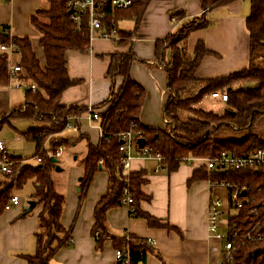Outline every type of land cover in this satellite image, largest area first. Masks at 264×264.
<instances>
[{
  "label": "trees",
  "instance_id": "obj_1",
  "mask_svg": "<svg viewBox=\"0 0 264 264\" xmlns=\"http://www.w3.org/2000/svg\"><path fill=\"white\" fill-rule=\"evenodd\" d=\"M68 1L48 0L47 10L39 9L31 16L30 23L39 34V46L44 52V65L33 50L30 37L10 38L2 34L3 44L12 41L18 49L21 72L17 77L26 84H35L37 90L26 89V103L4 117L0 127L11 124L15 119H36L41 126L30 128L22 135L34 144L33 157L45 144L49 146L48 151L41 153L40 163H23L26 159L12 156L17 161L13 173H0V216L15 196L14 192L31 181L34 192L29 199L42 207L38 215L39 230L35 236L36 252L21 255L27 264H53L51 259L54 254L72 244L68 230L61 223L65 197L57 192L52 181L51 173L57 164L53 163L54 158L49 154H55L63 144L69 146L77 142L55 136L67 128L72 117L79 118L89 110L86 107L63 106L61 97L65 90L78 84L68 75L67 54L72 50L88 51L91 33L86 21L79 28L73 22L68 13ZM150 1L133 0L128 9L114 11L117 26L121 20L139 18ZM198 1L204 10L201 17L192 19L166 39L156 42V59L165 65L168 75V100L164 106L167 123L164 129L149 128L141 122L145 91L129 74L135 55L130 52L110 56L108 78L114 87L110 97L94 107L101 110L98 113L103 135L98 145L88 141L79 182L83 196L97 172H106L109 177L108 191L94 210V233H98V243L108 237L106 214L123 204L125 188L133 197L131 217L144 218L151 227L171 229L168 224H162L141 210L140 203L147 198L141 191L145 183L143 172L130 173L128 177L123 175L122 133H141L146 146L162 155L161 163L170 172L176 171L187 158H215L224 153L242 155L264 147V0H250L251 11L246 19L250 33L249 67L228 76L206 80L196 77L197 69L204 57L215 54L207 50L203 41H199L191 57L186 43L193 32L209 27L206 15L210 11L239 0ZM184 15L175 13L172 19L181 20ZM119 32V45H128L133 32ZM168 52L171 56L166 61ZM10 66L9 56L2 52L0 87L8 86L11 81ZM117 78H122V84L115 90ZM214 93L227 95V100L222 101L225 107L221 113L200 108L202 100ZM202 178L209 180L212 186H229L228 209L235 212L229 214L228 234L224 241H234L238 236L243 239L230 258L227 259L223 252L221 264H264V167L221 172H209L206 167H201L195 171L193 180ZM236 188H245V195L239 196L243 201L242 208H238L231 197ZM136 242L131 237L128 242L115 239L117 250H128L131 264L145 262V244Z\"/></svg>",
  "mask_w": 264,
  "mask_h": 264
},
{
  "label": "crops",
  "instance_id": "obj_2",
  "mask_svg": "<svg viewBox=\"0 0 264 264\" xmlns=\"http://www.w3.org/2000/svg\"><path fill=\"white\" fill-rule=\"evenodd\" d=\"M48 8V0H0V48L7 45L2 43L3 33L10 38L30 37L37 58L44 65L39 34L32 27L30 19L37 10ZM250 11L247 0L216 8L206 15L209 27L191 34L186 43L188 55L193 56L199 41H203L207 50L215 54L202 59L196 72L198 79L224 77L249 67L250 33L246 19ZM175 13H184V18L174 21L172 15ZM203 14L198 0H151L139 18L126 19L131 20V25L118 26L123 32H133L134 36L128 45L121 46L117 42L100 39V32H93L88 51L72 50L67 54L68 75L78 84L64 91L61 105L93 108L101 112L94 107L105 102L114 87L108 78L110 56L131 52L136 59L131 63L130 77L145 91L141 122L149 128L159 125L160 115L164 117V106L168 100V75L165 65L156 59V42L166 39L180 26ZM17 53L9 57L12 65H18V61L13 62L15 56L19 59ZM170 56L168 52L166 61L170 60ZM121 84L122 78H117L115 90ZM25 103L26 89L18 90L9 85L0 87V122ZM70 123L77 127L71 128L76 133L65 135L63 131L55 136L57 139L67 136L72 141L79 138L93 145L101 142L100 123L91 121L88 112L79 118L72 117ZM82 136L85 138L82 139ZM75 146L77 144L71 147ZM130 155L129 172L144 174L145 183L141 191L147 198L141 201V210L162 224H168L171 229L151 227L144 218L131 217L128 207L122 204L107 212L108 237L98 243L97 232L94 233V210L109 187L108 174L99 171L83 196L79 185L78 193L76 187H71L68 193H61L66 195L61 223L68 230L73 243L58 250L51 262L121 264L115 256V239L126 241L131 237L134 242L137 241L136 244L138 241L145 244V262L138 264H220L224 244L223 240L208 231V204L211 198H219L228 205V188L212 186L205 178L193 180L195 171L205 167L200 159L184 162L176 171L170 172L158 160L140 157L136 149H132ZM14 195L18 196L16 193ZM27 207V202L22 200L18 206L6 209L0 216V264H27L21 255H33L36 252L35 236L39 230L38 215L42 207L36 204L31 212L26 213Z\"/></svg>",
  "mask_w": 264,
  "mask_h": 264
},
{
  "label": "built area",
  "instance_id": "obj_3",
  "mask_svg": "<svg viewBox=\"0 0 264 264\" xmlns=\"http://www.w3.org/2000/svg\"><path fill=\"white\" fill-rule=\"evenodd\" d=\"M133 4V0H69L67 3L68 12L73 11L71 14L73 22L79 28L86 21L89 25L91 38L92 33L95 31L100 32V39L119 42L121 40L119 28L117 26L116 19L114 18V11L128 9ZM1 52L6 53L10 58L17 52V47L10 41L9 44L3 45L0 48ZM12 63V62H11ZM11 71V81L9 86L18 90L29 89L32 92L37 90V87L33 83L25 84L21 79L17 77V74L21 72V67L19 65L10 66ZM212 98H219L221 101L227 100L226 94L214 93ZM89 119L91 121H99L100 115L97 110H88ZM167 122V121H166ZM73 125L69 122L67 128ZM101 138L103 135L102 128L100 126ZM137 139V140H136ZM143 139L141 133L134 134L132 132H126L121 134V146L120 151L122 153V165H123V175L128 177L130 174V161H131V151L136 149L138 155L144 158L156 159L160 163L162 161V155L159 152H155L147 146L140 148L138 141ZM136 140V142H135ZM48 151V146L45 144L40 150V153L35 156L37 163L42 160L41 153ZM62 148L59 147L55 154H49L53 158H59ZM33 158V159H34ZM196 160L195 158H187L185 162L191 163ZM204 162V166L210 171H228V170H242L247 168H260L264 167V147L258 148L250 153L242 155H231L222 154L215 158H205L200 159ZM28 160H24L23 163H28ZM17 161L8 153L6 144L0 139V173L12 174ZM229 187L228 185H222ZM240 191H242L240 193ZM245 193V188H236L232 194V200L236 202L238 208L243 207V201L239 199L242 193ZM247 201V200H246ZM21 200L18 196H13L10 203L6 209L16 207L20 204ZM122 203L128 207L129 213L133 212L134 209L131 207L133 203V197L129 192L128 188H125L122 195ZM228 205H225L219 198H211L208 204V231L211 235L215 236L220 240H225V236L219 233L220 225L222 223V215L228 209ZM228 234V228H227ZM226 234V237H227ZM98 233H96V236ZM249 237V236H248ZM242 237L238 236L234 241H224L223 252L225 257L230 258L232 252L236 249V245L242 241ZM129 238L126 239V242ZM150 242V241H148ZM73 243V239H71ZM115 256L117 261L121 264H131L130 256L128 250L119 249L115 251ZM221 264V263H220Z\"/></svg>",
  "mask_w": 264,
  "mask_h": 264
},
{
  "label": "rangeland",
  "instance_id": "obj_4",
  "mask_svg": "<svg viewBox=\"0 0 264 264\" xmlns=\"http://www.w3.org/2000/svg\"><path fill=\"white\" fill-rule=\"evenodd\" d=\"M247 2L251 8L250 0H247ZM129 21L131 20L119 21L118 23L119 28H121V26L124 24L131 25ZM17 61L18 58L15 56L13 62L17 63ZM224 107L225 105L221 101V99L212 98L210 96L205 97L200 104V108L202 110L204 109L206 111H212L216 113H221L224 110ZM164 122L165 121L160 115V121L158 122L159 125L157 126L154 125L153 127L156 129H164L166 126V123ZM38 126L39 123L35 122L34 120L30 121L24 118L16 119L12 121L11 124H4L0 129V138L6 144L8 153L11 156H15V157L22 156V158L28 160L27 162L30 164H34V165L37 164L35 158L33 157L35 155V147L32 143L26 140V138L22 135V133H24L28 128H36ZM71 128L77 129V127L75 128L74 126L67 128L64 130L65 135L69 133L74 135L76 133L74 132V130H71ZM64 137L65 138L61 140H71V139H67L66 138L67 136ZM74 141L78 142V143L77 142L74 143L77 144V146L75 147H71L74 144H71L69 146L63 144V146H61L62 151L59 158H57L58 159L57 166L61 168V171L57 172L55 168L51 173L52 181L55 185L57 192L60 194L68 193L71 187L72 188L76 187V193H78L77 187L79 185V179L82 177L81 172L83 174L81 162L85 158L87 143L85 141L79 140V138H76ZM76 157L77 159L75 160ZM78 172H80V175L78 174ZM33 191H34V185H33V181H31L27 183L22 189H18L14 193H16L21 198V201L23 200V202L24 201L27 202V206H28L29 205L28 203L30 201L29 197L31 196ZM64 196L66 198V195ZM234 212L235 210L233 209L231 210L227 209L222 215V223L220 225L219 233L225 236V238L227 234V228H228L227 221L229 214H234Z\"/></svg>",
  "mask_w": 264,
  "mask_h": 264
},
{
  "label": "water",
  "instance_id": "obj_5",
  "mask_svg": "<svg viewBox=\"0 0 264 264\" xmlns=\"http://www.w3.org/2000/svg\"><path fill=\"white\" fill-rule=\"evenodd\" d=\"M72 12H73V11H69L68 13L71 15ZM163 119L166 120L165 117H163ZM138 144H139V147H140V148H143V147L146 146V140H145V139H140V140L138 141ZM53 163L57 164V163H58V159H57V158H54V159H53ZM56 171H57V172L61 171V168L57 166V167H56ZM80 180H81V179H80ZM244 195H245V193L243 192V193H242V196H244ZM28 204H29V205H28L29 207H27V209H26V213L31 212V211L36 207V202H35V201H29Z\"/></svg>",
  "mask_w": 264,
  "mask_h": 264
}]
</instances>
